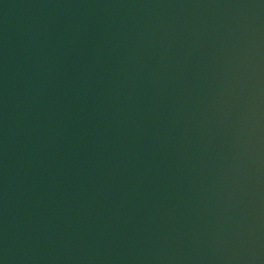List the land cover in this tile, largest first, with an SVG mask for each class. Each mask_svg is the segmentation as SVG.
I'll use <instances>...</instances> for the list:
<instances>
[{
    "label": "water",
    "instance_id": "obj_1",
    "mask_svg": "<svg viewBox=\"0 0 264 264\" xmlns=\"http://www.w3.org/2000/svg\"><path fill=\"white\" fill-rule=\"evenodd\" d=\"M0 264H264V0H15Z\"/></svg>",
    "mask_w": 264,
    "mask_h": 264
}]
</instances>
